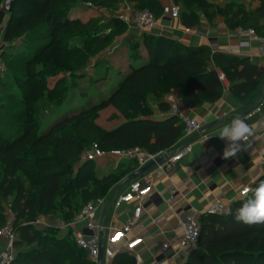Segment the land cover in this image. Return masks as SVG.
<instances>
[{
    "label": "trees",
    "instance_id": "obj_1",
    "mask_svg": "<svg viewBox=\"0 0 264 264\" xmlns=\"http://www.w3.org/2000/svg\"><path fill=\"white\" fill-rule=\"evenodd\" d=\"M91 1L106 8H113L119 2L15 0L11 14L0 9V31L7 23L3 40L7 43L23 37H37L38 41H52L70 25L75 37H83V44L90 47L85 55L76 59L84 63L79 70L84 69L91 58L107 50L111 44L101 37L95 21L69 20V15L79 4ZM124 1L135 4L138 9L152 11L157 18L162 16L163 7L159 0ZM2 2L4 0H0V4ZM174 2L180 5L181 21L188 29L198 27L202 16L212 22L221 14L226 17L230 28L261 32L264 1L255 11L247 10L238 0H234L226 11L208 0ZM142 40L149 63L134 68L104 104L66 115L44 133L38 130L41 106L30 105L25 96L31 98L40 92L49 93L54 97H50L52 104L62 103L60 95L65 93V88L59 93L48 91L43 72L32 70V60L47 55L56 45L55 41L41 47V51L27 63L29 81L19 85L24 95L21 105L25 108L19 115L24 121L18 123L7 111L0 114V229L8 218L4 204L8 200H12L10 210L15 216V228L23 222L20 230L17 228L21 238L15 247L20 248L12 264H94L87 252L75 243L71 229L61 236V228L40 229L34 225L41 218L55 216L72 222L89 203L105 200L123 187L127 177L138 171L137 166L131 165L134 162H121L112 174L102 178L95 176L93 162H81L94 143L108 152L140 148L153 155H173L180 149L177 146L185 134L184 124L176 117L166 122L152 120L153 101L160 104L161 111L168 112L169 106L164 98L176 89L178 99L187 109L215 104L225 91L224 83L219 79L222 73L238 100L251 104L259 84L264 81V69L249 59L214 54L208 47L188 48L151 34L143 35ZM134 49L131 59H139L141 54ZM66 55L75 59L71 51ZM45 69V75L55 74L54 70ZM56 94L60 98L57 95L55 100ZM107 106H112L125 120L112 131L96 123L97 111ZM261 182H264V176L252 189ZM250 196L230 206L233 215L204 214L200 217V243L191 251L186 264H264V223L246 225L233 218L235 209ZM120 258L114 264H120Z\"/></svg>",
    "mask_w": 264,
    "mask_h": 264
},
{
    "label": "crops",
    "instance_id": "obj_2",
    "mask_svg": "<svg viewBox=\"0 0 264 264\" xmlns=\"http://www.w3.org/2000/svg\"><path fill=\"white\" fill-rule=\"evenodd\" d=\"M208 1L223 11L228 10L234 2V0ZM263 1L238 0L247 10L254 11ZM159 2L164 7L173 3L174 0H159ZM126 6L127 11L123 16L130 18L133 15L134 6L132 3H126ZM159 19V28L148 34L166 38L188 48L208 47L214 54L246 58L260 69H264V56L259 44L252 43L250 48L241 47V43L246 38L239 35V29L228 27L224 15L216 16L212 22L206 16H202L200 25L192 28L190 34L185 32L187 28L182 21L171 22L163 19L161 15ZM260 27L262 34L264 19L260 21ZM140 40L139 43L143 41L140 42ZM3 43V38L0 37V56ZM121 44L124 48L120 53L123 51L127 53L125 65L127 69L121 71L123 80L134 68L149 63V55L144 47L140 51L139 59H131V53L128 50L129 42L123 39ZM224 86L225 91L219 102L205 104L194 110L182 105L176 89H172L165 96L166 104L169 97L177 98L186 115L200 123L201 130L191 138L184 134L177 147L182 149L191 145L192 153L174 169L162 170L156 167L145 174L152 181L153 190L145 200L141 219L133 228V235L142 238L143 245L130 254L126 253L123 247H115V257L108 262L104 260V264H114V261L120 257V264H136V262L139 264H186L191 250L180 248L184 236L185 216L196 214L201 217L207 214L218 201L230 207L234 202L241 200L240 192L244 188H252L255 182L264 176V106L252 117L247 116L260 104L264 92V81L259 84L251 104L240 102L231 92L227 80ZM152 108L154 121L166 122L173 117L169 111H161L158 102L153 101ZM237 116L253 126L254 134L235 157L224 159L223 150L228 142L219 138L217 134L224 124ZM253 161L259 162L253 163ZM135 164L138 167V164ZM128 186L127 184L118 191H114L96 209L95 220L104 227L103 231L107 236L110 227L119 228L132 219L135 207L133 204L124 205L120 209L114 207L116 198L124 193ZM84 228L85 224H81L74 231ZM65 230L69 228L66 227ZM165 244L169 245L167 251H163Z\"/></svg>",
    "mask_w": 264,
    "mask_h": 264
},
{
    "label": "rangeland",
    "instance_id": "obj_3",
    "mask_svg": "<svg viewBox=\"0 0 264 264\" xmlns=\"http://www.w3.org/2000/svg\"><path fill=\"white\" fill-rule=\"evenodd\" d=\"M6 1L15 0H4L0 4V9H3ZM126 3L128 2L119 0L118 4L113 8L102 7L93 1L81 3L69 15V20H80L83 23L95 21L99 28L98 32H101V37L111 42L109 48L91 58L84 69L79 70L78 67L84 63L81 60L76 61V59L81 54L85 55L90 50V47L83 44V37H75V33L70 28V25L66 31L58 33L52 39L56 45L50 48L47 55L32 60L34 61L32 70L36 73L43 72L42 77H45L48 91L59 93L63 92L65 88V93L60 95L63 99H61L62 103L60 105L52 104L50 97L52 98L53 96H49V93L40 92L31 98L25 96L30 101V105L37 104L41 106V123L38 130L42 131V133L46 132L50 126L66 115L82 109H93L96 106L104 104L122 84L121 71L127 69L125 68L127 53L125 51L120 53L124 48L121 41L125 39L126 42H129L128 50L130 53L135 51L134 48H136V52H140L144 48L143 41L141 42L142 39L140 40V38L148 34L137 31L133 26L125 22L123 14L127 11ZM176 5L180 7L179 4ZM133 6V15L138 11L147 10L138 9L135 4ZM6 24H4L0 31V37L2 38ZM259 34L264 36V33L261 34L259 32ZM23 38L7 43L3 40L4 43L1 45L0 56V110L2 111L0 114L7 111L11 116L16 118L18 123L24 121L19 115L25 110L21 105L24 95L19 85L29 81L30 69L27 63H30L29 60L35 56L34 54L37 55L41 51V47L51 45L50 43L52 42L48 39L38 41L37 37L30 39ZM139 40L141 43H139ZM69 51L73 53L75 59L67 58L66 54ZM45 67L54 70L55 74L45 75ZM57 95L55 96V100L57 99ZM58 98H60L59 95ZM97 112L98 119L96 123L105 130L112 131L125 122L124 118L112 106H107L105 109ZM9 128L16 131L14 127ZM102 150L108 152L107 149ZM81 162L85 163L83 156ZM120 163L117 160L93 162L92 172L95 176L102 178L115 172L117 165ZM131 165L136 166L134 163ZM11 202L12 200H8L4 203L7 210L10 209ZM47 221L49 227L63 228L60 231L61 236L66 235L68 231L65 230L66 225L71 222L69 220L66 221L61 216H55L51 219L47 218ZM22 225L23 222L21 221L15 228L17 241L21 238V233L17 232V228L20 230ZM18 248L20 247H15L16 255Z\"/></svg>",
    "mask_w": 264,
    "mask_h": 264
},
{
    "label": "built area",
    "instance_id": "obj_4",
    "mask_svg": "<svg viewBox=\"0 0 264 264\" xmlns=\"http://www.w3.org/2000/svg\"><path fill=\"white\" fill-rule=\"evenodd\" d=\"M162 17L171 22H181V8L176 5L175 2L170 3L163 7ZM125 22L142 33L153 32L160 26V19L150 10L138 11L133 17L125 18ZM185 32L190 34L192 30L187 28ZM238 33L241 37L246 38V40L241 43V47L250 48L252 43H258L262 55L264 56V36H260L252 29H239ZM219 79L223 83L226 82V77L222 73H220ZM167 104L171 115L178 118L184 124L186 137L191 138L200 132V123L186 115L177 98L173 96L169 97ZM263 106L264 95L260 104L253 111L249 112L247 116L252 117L255 113L260 111ZM191 153V145L178 149L173 155H170L169 159L164 164L158 167L162 170H172ZM159 156L161 155H153L140 148L105 152L98 144H93L83 155V160L84 162H99L103 160L135 162L138 164L139 170L155 161ZM128 185L127 190L116 198L114 207L120 209L124 205L133 204L135 207L132 219L119 228L110 227L108 236H103L102 232L104 227L95 220L96 209L99 205L104 203V200L96 203H89L71 223L66 225L67 228L73 231L74 240L77 246L87 252L91 262L94 264H98L100 246L102 243L104 244L103 258L107 262L115 257V247H123L125 252L130 254L143 245V239L133 235V228L136 222L142 217L144 203L152 193L153 184L149 177L143 175ZM244 189L240 192V199L246 198L251 194V192L245 194ZM247 189L252 188L247 187ZM222 207L227 208L223 202L218 201L212 206L207 214L224 215L222 212L218 211V209ZM7 214L8 218L6 223L0 229V264H12L16 257L15 244L17 242V233L15 231V216L10 209L7 210ZM48 224L47 219H39L34 223V225L40 229L49 227ZM81 224H85V228L74 231V229ZM183 228L184 236L181 240L180 248L182 250L191 251L198 248L201 232L200 217L196 214L185 216ZM117 234H120L119 237H117ZM137 241H139V243H137ZM168 249L169 245L165 244L163 246V251H167ZM136 264L139 263L136 262Z\"/></svg>",
    "mask_w": 264,
    "mask_h": 264
},
{
    "label": "clouds",
    "instance_id": "obj_5",
    "mask_svg": "<svg viewBox=\"0 0 264 264\" xmlns=\"http://www.w3.org/2000/svg\"><path fill=\"white\" fill-rule=\"evenodd\" d=\"M253 134V126L239 116L224 124L217 134L219 138L228 142L223 150V158L235 157L237 153L242 151ZM258 162L253 161V163ZM248 192H251V196L235 209L234 220L246 225L264 223V182L259 183L254 189H244L245 194ZM218 211L225 215H233L231 207H222Z\"/></svg>",
    "mask_w": 264,
    "mask_h": 264
},
{
    "label": "water",
    "instance_id": "obj_6",
    "mask_svg": "<svg viewBox=\"0 0 264 264\" xmlns=\"http://www.w3.org/2000/svg\"><path fill=\"white\" fill-rule=\"evenodd\" d=\"M14 3H15L14 1H6L4 3L3 10H4V12L6 14H11L13 12ZM263 95H264V92H263ZM169 157L170 156L167 153L162 154L155 161L149 163L147 166L142 167L137 172H135L131 176L127 177L123 181L122 185L125 186V185L131 183L132 181L142 177L143 175H145L146 173L150 172L154 168H156L158 166H161L162 164H164L169 159ZM104 233L105 232L103 231L102 232L103 236H105ZM103 251H104V244L102 243L101 246H100V254H99L98 264H104Z\"/></svg>",
    "mask_w": 264,
    "mask_h": 264
},
{
    "label": "snow or ice",
    "instance_id": "obj_7",
    "mask_svg": "<svg viewBox=\"0 0 264 264\" xmlns=\"http://www.w3.org/2000/svg\"><path fill=\"white\" fill-rule=\"evenodd\" d=\"M120 234H117V237H119ZM137 243H139V241H137Z\"/></svg>",
    "mask_w": 264,
    "mask_h": 264
}]
</instances>
